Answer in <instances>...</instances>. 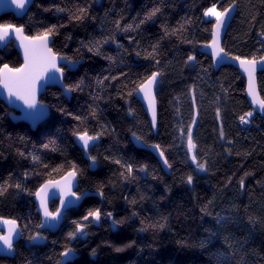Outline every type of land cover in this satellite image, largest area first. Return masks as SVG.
Returning a JSON list of instances; mask_svg holds the SVG:
<instances>
[{
	"label": "trees",
	"instance_id": "16d2710c",
	"mask_svg": "<svg viewBox=\"0 0 264 264\" xmlns=\"http://www.w3.org/2000/svg\"><path fill=\"white\" fill-rule=\"evenodd\" d=\"M214 2L219 8L232 0H35L24 17L0 18V23L24 25L29 35L57 25L53 49L81 61L77 70L65 72L64 83L83 81L70 99L58 87L47 88L40 99L49 106L50 115L34 130L25 122H14L13 110L0 99V184L20 183L27 189L10 187L0 196V216L17 219L23 230L15 256L0 258V264H57L65 246L79 253L75 264H264V117L256 114L249 127H243L239 116L252 111L245 78L231 65L216 70L212 59L200 51L210 41L206 29L214 23L205 20L202 10ZM237 3L223 47L233 56L251 58L264 32V0ZM77 8L87 9L83 21L71 18ZM155 8L160 11L140 24ZM129 24L132 29L124 31ZM106 37L113 39L102 45V55L80 43ZM157 42L159 66L146 58ZM189 55L196 56V63H185ZM2 63L13 67L22 63L13 44L0 51ZM157 70L163 75L156 88L158 130L154 132L135 93L131 97L127 93L133 82ZM104 77L117 79L98 85L97 78ZM257 82L264 97V72L257 74ZM189 126L198 145V160L208 162L207 172H197L186 154V141L182 142L178 129ZM83 128L90 135L101 133L88 150L97 157L95 169L72 135ZM133 132L145 144L160 146L172 165L169 173L152 152L135 146ZM32 156L39 160L33 161ZM71 163L80 170L76 191L93 195L66 213L59 232L40 230L41 218L31 193L48 171L58 165L66 170ZM128 164L133 169L130 175ZM143 165L147 168L141 170ZM188 175L193 176L192 185L186 183ZM57 206V201L52 202L51 209ZM95 208L102 213L99 225L83 221L88 225L87 237L70 241L67 234L75 230L73 221L82 222ZM107 212L111 218L104 215ZM162 218L165 227H153L164 223ZM112 220L120 223L113 227ZM37 231L47 239L33 244L28 237ZM118 247L123 251H115Z\"/></svg>",
	"mask_w": 264,
	"mask_h": 264
},
{
	"label": "snow or ice",
	"instance_id": "6c2138e0",
	"mask_svg": "<svg viewBox=\"0 0 264 264\" xmlns=\"http://www.w3.org/2000/svg\"><path fill=\"white\" fill-rule=\"evenodd\" d=\"M34 2V0H0V9L5 11L14 10L23 14H27L28 8ZM239 5L237 0H232L231 3L226 6L221 4L218 8L217 3H211L210 6L203 8L202 15L205 18H213L214 23L211 20L207 22L212 23L211 29H206L210 31L211 39L206 42L203 47L208 50V54L212 57L215 65H220L223 63L238 62V67L242 70V74L247 76V95L251 98L250 103L258 108H254L253 111L246 112L244 115L239 116V122L241 124H249L251 119L254 116V111H259V113L264 114V97H261L256 89L255 74L257 68L259 67L261 71H264V56H261L259 59L253 55L249 57L233 56L224 47L221 46L220 37L222 32H226L228 21L232 18V15L238 9ZM58 12L64 11V9L57 8ZM159 8L153 9L144 20L140 21V24H143L145 20L151 19L159 12ZM87 9L86 8H77L76 14L71 18L80 22L83 21L86 17ZM255 19V17H253ZM116 28H120V22H115ZM60 27H63L61 25ZM139 27V24L136 25ZM132 29V25L129 24L125 26L124 31ZM165 35L167 36L168 30L165 29ZM175 30H173V34ZM59 34L58 26L52 24L47 27H43L41 30L36 31L34 34H26L24 25H15L12 23H0V51L3 48L8 47L9 44L15 42L16 46L22 52L23 62L19 66H10L8 63L0 64V89L6 94L9 101H11L16 107H18L22 112V119L31 122L32 125H37L40 122L44 121L49 114V106L39 99L42 89H46L50 84H58L65 96H70L74 91H77L81 88L83 81L76 83L65 84V72H72L80 64L79 59H73L67 55H62L61 53L55 51L52 44L55 43V37ZM260 36L264 38V32L260 33ZM71 37H66V40H70ZM112 37H106L101 40H90L88 44H85L81 41V45L89 52H95L97 55H102L100 49L103 44L109 43L112 40ZM191 43V41H188ZM264 45V39L261 41ZM91 45V46H90ZM159 46L157 44L152 45L153 51L147 53V57L152 58V62L155 66H159L160 61L156 59L158 55L156 49ZM121 47V45H117ZM264 50V48H262ZM79 51V50H77ZM137 56L140 55L139 52L136 53ZM110 62H115L113 57H106ZM192 62L196 63V56L189 55L187 57L186 64ZM63 65V66H61ZM121 75H125L121 73ZM163 73L159 70L151 71L150 74H147L140 78L139 82H133L134 87L132 90L128 91L127 96L131 97L135 93L143 101L147 102V108L152 113V124L155 126L156 123V88L160 82V78ZM108 79H117V77H104L103 79L97 78V84L103 85L104 80ZM194 99V93H193ZM16 102H19L18 104ZM133 109L131 106L128 108V113L131 115ZM94 115V113H93ZM216 115H220V108H216ZM77 121H81L80 116H76ZM195 123V121H193ZM182 142L186 141V154L189 156V159L192 164L195 165L197 172H207L208 162L207 160L201 162L197 158L198 145L193 138L192 128L189 126L187 130L184 128L178 129ZM220 137L224 138V131L221 125L220 128ZM73 137L79 143L80 147L84 151L86 157L90 161L89 166L95 168L97 166V157L91 155L88 151L90 147H95L96 142H98L101 133H96L90 135L87 128L81 130H74L72 133ZM132 137L135 141L140 142L141 138L136 135L135 132L132 133ZM45 148L48 145H44ZM157 150L160 149L159 145H151ZM19 155L23 156L24 153L20 152ZM159 156L162 158L164 166L171 168L172 165L168 162L167 157L164 155L163 150H159ZM33 161H38L39 158L36 156L31 157ZM107 159V158H105ZM117 164H120L119 160L115 161ZM44 168H47V165H43ZM126 171L130 175L133 171L132 165L128 164L125 166ZM63 168L62 165H58L55 168H52L46 173V178L35 190L34 193H31L35 196L38 201L37 211L41 213L42 220L41 223L37 226L39 229H46L48 231L57 229L64 215L69 208L77 206L80 201L88 195V192L78 193L74 191V187H78L77 177L80 170L78 169L75 163H71L70 166L61 171ZM147 168V165H143L141 170ZM34 175H40V173H33ZM54 174H58L59 178H56ZM123 175V173L121 174ZM248 173H245L247 176ZM25 179L28 178L29 173H23ZM127 178V177H125ZM230 182V178H229ZM186 183L192 185L193 176L188 175L186 177ZM240 187H244V178L242 177L239 180ZM10 187H15L21 191H27V189L22 188L20 183L15 185H10L7 182L0 184V196H3ZM97 194L103 197V191H97ZM59 199V206L55 210H50L49 200ZM107 217L111 218L112 213H104ZM101 210L99 208L88 210L87 214L82 217V222L73 221L75 225V230L67 234L70 241H76L78 239H84L87 237L88 233L86 231L88 225L83 221H90L91 223H98L101 220ZM164 223L158 222L153 227H158L163 229L166 224V218H162ZM250 222L255 223L252 217H249ZM219 222V221H218ZM119 221L112 220V225L115 227ZM0 226L3 230H0V245L3 246L5 253H14L15 244L23 236V230L20 227V224L15 218H6L0 216ZM27 227V225H25ZM47 237L43 236L40 231L35 232L32 235H29L28 240L33 244H39L44 242ZM130 245H125L129 247ZM203 242L201 247H203ZM115 251H123V248H116ZM92 255H95V250H92ZM79 259V253L75 248L65 246L63 251L59 253V260L57 264H75Z\"/></svg>",
	"mask_w": 264,
	"mask_h": 264
},
{
	"label": "water",
	"instance_id": "95a60500",
	"mask_svg": "<svg viewBox=\"0 0 264 264\" xmlns=\"http://www.w3.org/2000/svg\"><path fill=\"white\" fill-rule=\"evenodd\" d=\"M34 2H35V0H34ZM33 2V3H34ZM33 3L30 5V7L28 8V11H27V13L29 12V10H30V8L32 7V5H33ZM236 13H237V10L235 11V13L232 15V18L228 21V25H227V28H226V32H222L221 33V37H220V43H221V46L223 47V42H224V39H225V36H226V34H227V31H228V29H229V27L231 26V24H232V22H233V20H234V18H235V16H236ZM7 14H13V15H15L17 18H22V17H24L25 15H27V14H23V13H20V12H17V11H14V10H8V11H5V10H3V9H0V18L2 17V16H4V15H7ZM11 44H13L14 45V48L16 49V51L18 52V54H19V56H20V59H21V61L23 62V58H22V52L20 51V49L16 46V44H15V42H13V43H11ZM11 44H9V45H11ZM8 45V46H9ZM53 45V44H52ZM51 45V46H52ZM5 48H3V50H4ZM203 54H205V55H207V56H209L211 59H212V57L208 54V50L206 49V48H204V47H202L201 48V50H200ZM264 56V55H263ZM212 62H213V66H214V68L216 69V70H218L220 67H222V66H226V65H231V66H233L234 68H236L239 72H240V74L245 78V80H246V87H245V95H246V98H247V100H248V102H249V104H250V107H251V109L253 110L254 108H258V106H254V105H252L251 103H250V97L247 95V76H246V74H242V70L238 67V62H230V63H223V64H220V65H215V63H214V61H213V59H212ZM80 64H81V61H80ZM79 64V65H80ZM79 65L77 66V68L79 67ZM61 66H63V65H61ZM77 68L75 69V70H77ZM75 70H73V71H75ZM260 72H264V71H261L260 70V68L258 67L257 68V71H256V74H255V82H256V89H257V92H258V94L260 95V92H259V88H258V82H257V74L258 73H260ZM49 87H58V88H60L61 89V87L58 85V84H50V85H48V87L47 88H49ZM47 88L46 89H42V91H41V94H40V96H39V99L41 98V96L43 95V94H45V92H46V90H47ZM62 90V89H61ZM64 95V94H63ZM65 96V95H64ZM261 96V95H260ZM65 97H67L68 99H70V97H71V95L70 96H65ZM135 97H136V99L142 104V106H143V108H144V110H145V112H146V115H147V117H148V119H149V122H150V125H151V128L153 129V131L154 132H157V130H158V102H157V98H156V123H155V126H153V124H152V113H151V111L147 108V102L146 101H143L140 97H138L136 94H135ZM0 99L10 108V109H12L13 110V112L11 113V118L13 119V121L14 122H25V123H27L33 130L34 129H36L41 123H43L48 117H49V115H50V109H49V114H48V117L44 120V121H42V122H40L39 124H37V125H32L31 124V122H29V121H27V120H24V119H22L21 117H22V112H21V110L18 108V107H16L11 101H9L8 100V98H7V96H6V94L3 92V90L2 89H0ZM41 100V99H40ZM17 104L19 103V102H16ZM256 112V114L258 115V116H260V117H264V114H261V113H259V111L257 110V111H255ZM131 140H132V142L135 144V146L136 147H138V148H140V149H144V150H149L150 152H152V154L157 158V160L160 162V164H161V166L163 167V169L167 172V173H169L170 172V169L169 168H167L166 166H164V164H163V161H162V158L159 156V150H157V149H155V148H153V147H150L151 145H147V144H145L142 140H140V142H137V141H135L134 139H133V137H131ZM75 141H76V139H75ZM99 141V140H98ZM76 143H77V145L80 147V145H79V143L76 141ZM81 148V147H80ZM91 148V147H90ZM89 148V149H90ZM82 149V148H81ZM85 157H86V155H85ZM87 158V157H86ZM88 159V158H87ZM96 168V167H95ZM95 168H93V169H95ZM77 183H78V177H77ZM78 187H74V191H76V189H77ZM91 195H93L92 193H90V192H88V195L87 196H85L81 201H80V203L78 204V205H80L81 203H82V201L86 198V197H88V196H91ZM55 201H57L58 202V206H59V199L57 198V199H55V200H52V199H50L49 200V208H50V210H52L51 209V204H52V202H55ZM34 203H35V205H36V209H37V207H38V201H37V199L35 198V196H34ZM77 205V206H78ZM57 206V207H58ZM76 207V206H75ZM75 207H72V208H75ZM72 208H69L67 211H66V213L69 211V210H71ZM38 212V211H37ZM66 213H65V215H66ZM38 214H39V216H40V218H41V220H42V215H41V213L40 212H38ZM65 215H64V219L62 220V222H61V224H60V226L57 228V229H54V230H51V231H49V232H51V233H57V232H59L60 231V229H61V227H62V225H63V223H64V220H65ZM100 222V221H99ZM99 222L98 223H94L96 226L97 225H99ZM0 230H3V228H2V226H0ZM40 230H46V229H40ZM46 231H48V230H46ZM22 238V237H21ZM20 238V239H21ZM20 239H19V241H20ZM15 256V252L14 253H5L4 252V250H3V246L2 245H0V258H6V257H10V258H12V257H14Z\"/></svg>",
	"mask_w": 264,
	"mask_h": 264
},
{
	"label": "built area",
	"instance_id": "2783aa9c",
	"mask_svg": "<svg viewBox=\"0 0 264 264\" xmlns=\"http://www.w3.org/2000/svg\"><path fill=\"white\" fill-rule=\"evenodd\" d=\"M259 38H260V42H259V45H258V47H257L256 57H261V56L264 55V50H262V48H264V45H262V43H261L262 39H264V38H262V37L260 36V34H259ZM254 115H255V114H254ZM242 125H243V127H246V126L249 127V124H242Z\"/></svg>",
	"mask_w": 264,
	"mask_h": 264
},
{
	"label": "rangeland",
	"instance_id": "374dc122",
	"mask_svg": "<svg viewBox=\"0 0 264 264\" xmlns=\"http://www.w3.org/2000/svg\"><path fill=\"white\" fill-rule=\"evenodd\" d=\"M213 18H205V20H212Z\"/></svg>",
	"mask_w": 264,
	"mask_h": 264
},
{
	"label": "bare ground",
	"instance_id": "6f19581e",
	"mask_svg": "<svg viewBox=\"0 0 264 264\" xmlns=\"http://www.w3.org/2000/svg\"><path fill=\"white\" fill-rule=\"evenodd\" d=\"M253 111V110H252ZM254 114L256 115V112L254 111Z\"/></svg>",
	"mask_w": 264,
	"mask_h": 264
}]
</instances>
